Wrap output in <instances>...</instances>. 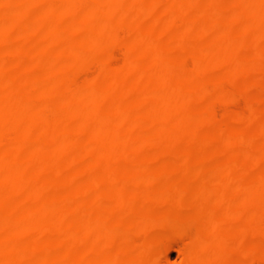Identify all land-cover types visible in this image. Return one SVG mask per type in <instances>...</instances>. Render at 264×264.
I'll return each instance as SVG.
<instances>
[{"label": "bare ground", "instance_id": "6f19581e", "mask_svg": "<svg viewBox=\"0 0 264 264\" xmlns=\"http://www.w3.org/2000/svg\"><path fill=\"white\" fill-rule=\"evenodd\" d=\"M255 78L264 0H0V264L262 257Z\"/></svg>", "mask_w": 264, "mask_h": 264}, {"label": "rangeland", "instance_id": "374dc122", "mask_svg": "<svg viewBox=\"0 0 264 264\" xmlns=\"http://www.w3.org/2000/svg\"><path fill=\"white\" fill-rule=\"evenodd\" d=\"M114 54H115V62H118L119 61L118 59H120V57H121L120 52L118 50H115L114 51ZM83 74L84 73H78L77 74L78 79H83L84 76H85V74L84 75ZM242 89L243 90H242L241 93H244V95H247V94H257V95H261L260 96V100H261L262 103H264V80H262L260 78H255L253 80V82L249 86L243 87ZM243 102H244V100L240 98L236 102H234V103L231 104L230 109L229 108H227V109H229V110H241L243 107H245V103H243ZM224 108L225 107H223V106H219V107L217 106L216 107V113L219 114V117L217 115V117L219 119H225V117H223V116H224V113H225V111L227 109L226 108L224 109ZM238 108H240V109H238ZM219 112L222 115H220ZM248 129L250 131L253 130V128H248ZM202 232H204V231H202ZM153 237H155V234H154ZM253 241H254V243L259 244V245H261L263 247V251H262L263 252V256L253 259L252 262H251V264H264V235L256 237L255 240H253ZM170 243L167 246V250L168 251H166V253H162V255L160 257V261L163 264H181L183 262V260H184V254H182L183 253L182 250H183V248L185 246V241L182 240V239H178L177 237H174L170 241ZM163 245L166 246L165 244H162L161 245L162 246V249L164 248Z\"/></svg>", "mask_w": 264, "mask_h": 264}]
</instances>
